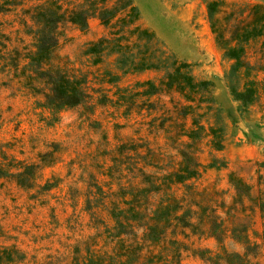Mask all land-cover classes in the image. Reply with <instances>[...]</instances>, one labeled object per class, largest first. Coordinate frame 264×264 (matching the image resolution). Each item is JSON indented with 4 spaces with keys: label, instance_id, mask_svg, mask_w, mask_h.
<instances>
[{
    "label": "rangeland",
    "instance_id": "rangeland-1",
    "mask_svg": "<svg viewBox=\"0 0 264 264\" xmlns=\"http://www.w3.org/2000/svg\"><path fill=\"white\" fill-rule=\"evenodd\" d=\"M133 1L142 25L177 58L190 63L196 78L212 82L217 112L210 121L221 128L214 138L210 128H203L201 137L191 142L201 164L199 175L187 180L186 186L173 182L151 192L142 203L147 224H154L151 211L161 199L179 205L176 213L186 210L190 226L182 230L174 222L159 223L149 230L156 239L141 241L130 259L141 258L145 264H264V220L259 209V200L264 199V87L246 106L233 97L225 77L232 61L223 56L224 43L217 39L234 22L227 18L233 9H241L238 18L245 20L246 8L254 3L264 7V0ZM210 1L216 2L211 18ZM37 2L6 0L5 10L0 11V27L10 39L7 46L19 52L12 63L4 67L0 63V249H6L3 255L9 264H71L74 246L84 253L83 242L91 236L93 243L88 241L94 252L111 251L104 228L113 220L107 212L108 199H93L97 186L109 191L121 184L128 191L130 184H142L144 174L176 171L181 159L175 132L180 128L159 127L157 122L148 127L153 116L166 113H161V105L171 106L169 96L163 94L149 99L137 96L128 110L108 99L99 102L92 89L81 104L62 109L41 106L46 85L21 69L30 41L21 23L27 20L23 9ZM105 35L95 18L86 30L65 25L51 65L72 73L102 68L83 53L88 42ZM258 46L259 40L246 45L245 63L258 66ZM251 74L264 85L263 72ZM157 75L152 70L127 74L117 85L131 86ZM88 79L90 86H98L91 74ZM231 82L235 88L241 86L237 78ZM147 100L157 102L154 111L138 108ZM211 140H220L223 148L216 150ZM130 142L142 145L139 151L146 153L142 164L135 165L130 157ZM120 146H126L121 154ZM45 153L48 156L41 158ZM115 157L117 168L110 177L108 167L115 165ZM45 183L50 185L47 189ZM235 183L250 189L237 194ZM145 231L140 222L130 232L136 240Z\"/></svg>",
    "mask_w": 264,
    "mask_h": 264
},
{
    "label": "trees",
    "instance_id": "trees-1",
    "mask_svg": "<svg viewBox=\"0 0 264 264\" xmlns=\"http://www.w3.org/2000/svg\"><path fill=\"white\" fill-rule=\"evenodd\" d=\"M5 1L0 2V11L5 10L3 8ZM215 3L210 1L207 4L209 18L212 17ZM246 9L248 13L245 20L238 18L241 9H233L227 18L233 17L234 22L224 33L217 34V39L224 43L223 56L232 61L225 72L230 92L242 106L256 100L264 87L262 80H258L251 74L253 70L264 73V7L254 3ZM23 13L27 20L24 18L21 23L30 41L28 48H25V62L21 69L30 78L42 80L46 85L47 91L42 93L41 106L62 109L81 104L90 96L89 89L98 93L99 102L108 99L117 106L123 105L125 110L135 103L137 96H145L148 99L162 94L169 96L171 106L161 105V113H166L157 117L153 116L148 121V127H154L157 122L159 127L166 125L167 128H180L179 132H175L178 141L176 151L181 159L180 167L176 171L158 176L144 174L142 184L134 187L130 184L128 191L121 184H117L116 190L109 191H104L97 186L98 192L93 199L101 197L108 199L107 212L113 220L112 225H105L104 228L107 242L112 245L111 251L94 252L92 248L94 240L91 236L88 240H92V243L88 240L83 242L84 253H81L80 246H74L71 262V264H145L141 258L131 260L130 254L137 250V246H141V241L156 239L151 232L156 225L174 222L183 230L191 224L187 219L186 210L176 213L175 211L180 208L179 205L169 204L161 199L158 206L151 211L154 224H147L145 219L148 217L143 212L142 203L151 192L157 193L173 182L186 186L187 180L199 175L201 164L194 156L191 142L201 137L203 128H210L213 138L221 128L210 121V116L217 112L213 100L212 82L196 78L190 71V63L177 58L154 31L142 25L140 10L133 0H38L36 4L23 9ZM93 18L97 19L106 30V35L88 42L83 54L92 65L103 64L104 66L97 68L96 71L72 73L62 66L51 65L50 59L58 47L63 27L74 25L81 30H86L89 21ZM9 40L8 34L4 33L0 27L2 67L8 62L12 63L19 54L17 48L7 46ZM253 40H259L260 62L256 67L243 61L245 47ZM148 70L155 71L158 74L157 77L135 81L131 86L117 85V82L127 74ZM89 74L98 86H90ZM233 78L240 80L239 88H235L232 84ZM104 84H112V88H106ZM105 88L106 91L103 90ZM110 91L111 95L115 96L113 99L109 96ZM156 105V101L147 100L144 105L143 103L138 105V108L145 106V109L150 112L155 110ZM211 143L216 150L223 148L220 140L218 142L211 140ZM141 147L142 145L137 142H130L127 146L131 151L130 157L135 159V165L142 164L146 159V153L139 151ZM118 148L121 154L126 146ZM47 156L48 154L45 153L41 158L44 159ZM113 162H118V157H115ZM115 168H117L116 163L108 167L110 177H113L110 172L116 171ZM138 168L141 171L142 165ZM232 181L231 178V184ZM49 186L45 183L43 188L47 189ZM233 186L237 194L242 190L250 189L249 185H243L241 188L240 183H235ZM86 209H90L89 204ZM259 209L264 220V199L259 200ZM140 222L146 225V231L135 240V233L130 231ZM130 235L133 237H129ZM5 250L0 249V264H9L3 255Z\"/></svg>",
    "mask_w": 264,
    "mask_h": 264
},
{
    "label": "crops",
    "instance_id": "crops-1",
    "mask_svg": "<svg viewBox=\"0 0 264 264\" xmlns=\"http://www.w3.org/2000/svg\"><path fill=\"white\" fill-rule=\"evenodd\" d=\"M239 156H241V155H239ZM241 157H243V156H241Z\"/></svg>",
    "mask_w": 264,
    "mask_h": 264
}]
</instances>
